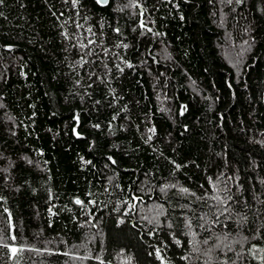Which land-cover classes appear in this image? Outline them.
<instances>
[{"label": "trees", "instance_id": "trees-1", "mask_svg": "<svg viewBox=\"0 0 264 264\" xmlns=\"http://www.w3.org/2000/svg\"><path fill=\"white\" fill-rule=\"evenodd\" d=\"M262 248L264 0L0 4V264Z\"/></svg>", "mask_w": 264, "mask_h": 264}, {"label": "snow or ice", "instance_id": "snow-or-ice-1", "mask_svg": "<svg viewBox=\"0 0 264 264\" xmlns=\"http://www.w3.org/2000/svg\"><path fill=\"white\" fill-rule=\"evenodd\" d=\"M3 2H4V0H0V4H3ZM98 2L106 3L107 0H98ZM238 2H239V0H238ZM117 31H119V30L117 29ZM153 131H154V130H153ZM76 203H77V204H80L81 201H80V200H77ZM13 239H15V237H13ZM245 239H247V238H245ZM206 242H207V241H205V243H206ZM253 249H256V246H255V245H253ZM253 249H250V251H252ZM16 251H17L16 248H12V252H13V253H15ZM257 251H259V252H261V253H264V248H262V249H258ZM253 254L255 255V252H254ZM259 259H260L261 261H264V255H260V256H259Z\"/></svg>", "mask_w": 264, "mask_h": 264}, {"label": "water", "instance_id": "water-1", "mask_svg": "<svg viewBox=\"0 0 264 264\" xmlns=\"http://www.w3.org/2000/svg\"><path fill=\"white\" fill-rule=\"evenodd\" d=\"M97 1H98V0H97ZM107 2H108V0H107ZM107 2H106V3H107ZM99 3H100V4H106V3H103V2H99Z\"/></svg>", "mask_w": 264, "mask_h": 264}]
</instances>
